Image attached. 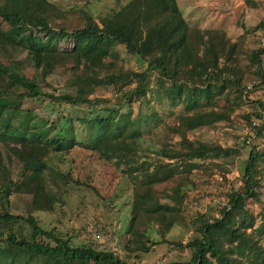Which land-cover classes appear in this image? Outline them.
<instances>
[{
  "label": "trees",
  "instance_id": "trees-1",
  "mask_svg": "<svg viewBox=\"0 0 264 264\" xmlns=\"http://www.w3.org/2000/svg\"><path fill=\"white\" fill-rule=\"evenodd\" d=\"M261 27L264 30V22ZM64 39L71 41V49L58 47ZM119 47L146 67L124 68ZM240 51L223 30L190 26L176 0H125L100 24L80 6L65 8L53 0H0V264H136L127 258L140 259L162 243L176 250L177 257L156 264H264V236L253 230L251 207L259 203L264 211L257 168L264 152L256 145L245 160L241 184L224 193L226 202L219 215L198 213L193 220L197 234L186 242L152 239L132 230L135 222L138 226L142 221H182L187 196L183 178L205 161L211 164V157L229 155L231 148L190 138L189 131L230 120L245 102L252 111L244 117L255 136L264 137V99L256 96L264 95V46L249 52L254 66L251 80L237 64ZM57 69L72 84V92L47 88V76ZM152 71L173 83L176 91L166 93L181 108L163 124L166 134L178 137L174 146L162 141L158 149L147 152L140 142L138 118L121 113V97L111 101L92 94L103 86L121 91L134 82L130 97L142 98ZM44 101L53 108L66 104L88 109L89 114L101 103L109 106L104 114L76 116L88 129L86 140L78 141L71 131L67 135L59 129L49 135L50 128L31 124L32 113L23 103ZM56 118H47L52 127ZM76 146L97 152L133 184L129 223L124 232L109 235L115 250L99 247L91 235L87 242L74 244L72 235L44 228L35 214L52 211L60 200L49 184L54 173L50 155ZM182 171L185 176L177 178ZM62 177L65 184L77 183L69 172ZM161 195L171 203H160ZM103 229L94 226L95 232ZM186 249L189 255L181 257Z\"/></svg>",
  "mask_w": 264,
  "mask_h": 264
},
{
  "label": "rangeland",
  "instance_id": "rangeland-1",
  "mask_svg": "<svg viewBox=\"0 0 264 264\" xmlns=\"http://www.w3.org/2000/svg\"><path fill=\"white\" fill-rule=\"evenodd\" d=\"M53 1L65 8L80 6L88 10L99 24L112 10L125 2V0ZM176 1L182 16L190 26L203 30H223L231 42L238 43L241 53L239 57L237 56V64L245 73V77L251 80L250 75L254 66L250 63L249 52L264 46V30L261 27V23L264 22V0ZM58 47L69 50L72 43L69 39H64L58 42ZM119 53L124 68L140 71L146 67L145 62L136 56L127 54L120 47ZM57 70L58 72L54 71L47 76L46 81L49 84L47 88L56 92H72L74 88L70 81L61 70ZM134 86L133 82L121 91H115L111 87H99L92 97L107 98L111 101L121 97L124 102L121 113H127L131 119L138 118L142 129L140 142L147 152L148 149H158L162 141L174 146L178 137L172 133L166 134L163 125L169 123L170 116L178 113L181 108L180 104L172 102L166 93V90L176 91L173 83L152 71L148 80V91L144 97L135 98L133 95L130 97ZM181 86L187 89L186 83H181ZM256 96L264 99V95L257 94ZM105 106L109 105L101 103L95 106L89 114L88 109L69 108L66 104L60 108H53L45 101L23 103V107L32 113V125L50 128L49 135L57 134L59 129H64L67 135L71 131L78 141L86 140L88 129L84 123L75 119L76 116L93 117L96 114H104L107 111ZM250 111H252V107L249 103L244 102L242 106L233 111L230 120H219L211 126L189 131L190 138L215 142L219 143L221 147L231 148L229 155L211 157L213 164L205 161L206 165L199 169H193L190 175L187 174L188 178L186 179L183 178L185 176L183 171L175 175L177 178H183V183H185L183 190L187 193L183 200L182 215L184 219L182 221H142L138 226L135 222L132 228L133 232L139 230L152 239L165 238L171 241L186 242L191 235L197 234L193 220L198 213L219 215L220 207L226 202L224 193L229 190L230 186L241 184L240 176L252 146L256 145L264 152V137H256L252 126L244 117V114ZM66 116L74 118L73 121L68 122L63 118ZM55 117H57V122L52 127L47 118L54 119ZM252 120L254 123L258 122L255 118ZM48 162L54 168L49 184L60 200L56 202L52 211L35 213L40 224L44 228L56 227L59 231L69 233L73 236L74 244L79 245L87 242V238L91 235L97 240L99 247L108 246L115 250L116 247L114 242L109 240V235L111 232H124L132 215L130 204L133 184L129 177L115 168L112 163L101 158L97 152L80 146H76L66 153L52 154ZM257 168L260 169L258 178L261 180L264 191V153L258 159ZM65 172H69L71 177L77 180V183L65 184L62 177ZM160 188L158 186V189ZM160 203H171V200L161 195ZM251 207L255 216L253 230L263 239L264 211L259 203H252ZM94 226H103L104 229L101 232H95ZM262 241L264 242V240ZM120 253L123 258H126L124 255L126 252L121 251ZM176 253V250L171 249L166 243H162L156 244L140 259L131 255L127 259L136 264H156L158 261L176 259ZM188 255L187 249L180 252L181 257Z\"/></svg>",
  "mask_w": 264,
  "mask_h": 264
}]
</instances>
